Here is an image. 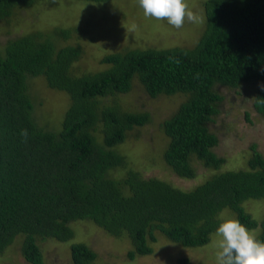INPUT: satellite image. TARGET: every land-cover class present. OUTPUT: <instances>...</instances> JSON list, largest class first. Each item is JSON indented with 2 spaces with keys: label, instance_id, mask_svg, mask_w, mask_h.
Returning a JSON list of instances; mask_svg holds the SVG:
<instances>
[{
  "label": "trees",
  "instance_id": "16d2710c",
  "mask_svg": "<svg viewBox=\"0 0 264 264\" xmlns=\"http://www.w3.org/2000/svg\"><path fill=\"white\" fill-rule=\"evenodd\" d=\"M44 1L49 0H0V21ZM201 5L203 32L195 47L108 54L101 59L106 69L97 73L75 75L72 67L82 50L57 47L59 40L71 38V29L37 31L5 44L0 52V256L18 241L24 261L46 264L40 244L51 240L71 243L72 264H96V253L74 242L76 222L126 239L130 260L153 253L156 233L184 248H202L224 210L247 229L260 227L257 238L264 241V218L258 222L244 208L249 201H264V158L254 147L246 169L215 174L190 191L132 170L122 178L111 176L126 168L115 148L128 131L145 126L149 115L123 113L102 100L130 93L134 80L151 98L186 97L162 124L169 140L165 164L182 179L195 178L194 159L215 170L224 163L213 152L218 139L208 130L222 101L216 87L254 84L253 108L264 118V0H203ZM28 77H42L48 88L69 97L61 129L37 124Z\"/></svg>",
  "mask_w": 264,
  "mask_h": 264
},
{
  "label": "rangeland",
  "instance_id": "374dc122",
  "mask_svg": "<svg viewBox=\"0 0 264 264\" xmlns=\"http://www.w3.org/2000/svg\"><path fill=\"white\" fill-rule=\"evenodd\" d=\"M202 1L185 0L201 19L197 23L186 22L180 29L169 25L166 19L146 17L139 0H115L98 5L76 0L44 1L19 9L7 21H0V52L9 40L33 32H49L55 27L71 29L74 31L71 38L59 40L57 47L76 46L82 50L80 59L72 67L75 75L97 73L106 69L101 59L108 54L125 50L195 47L203 32ZM27 86L37 124H49L51 130L61 129V121L70 105L69 97L48 88L42 77H28ZM215 91L222 101L217 106L218 114L208 123V130L218 139L213 152L224 159V163L215 170L205 168L194 159V179L178 177L163 158L169 140L162 124L178 111L186 100L184 95L151 98L134 80L130 93L102 100L104 105L116 104L123 113L149 115L145 126L128 131L124 142L115 148V152L123 157L126 168L111 172V176L122 178L132 170L144 179L156 178L182 191H190L215 174L246 169L252 147L264 158V118L253 108L254 84H244L237 89L218 86ZM244 208L258 222L263 220L264 201H249ZM224 214L225 218L233 216L229 210H224ZM71 227L75 233L74 242L84 243L96 253V264H181L184 259L186 264H216L218 248L215 241L219 238L214 235L202 248H184L156 233V241L151 243L153 253L130 260L127 255L131 246L126 239L112 238L90 222H76ZM254 230L258 236L260 227ZM70 244L51 240L41 243L45 263L72 264ZM19 249L17 241L0 256V264H28Z\"/></svg>",
  "mask_w": 264,
  "mask_h": 264
},
{
  "label": "clouds",
  "instance_id": "9594fccd",
  "mask_svg": "<svg viewBox=\"0 0 264 264\" xmlns=\"http://www.w3.org/2000/svg\"><path fill=\"white\" fill-rule=\"evenodd\" d=\"M146 17L167 20L177 29L186 22L197 23L200 17L193 12L185 0H139ZM25 141L27 129L21 131ZM220 221L213 234L217 244L216 264H264V241L257 238L256 230H250L235 216L225 218L224 211L218 215Z\"/></svg>",
  "mask_w": 264,
  "mask_h": 264
}]
</instances>
